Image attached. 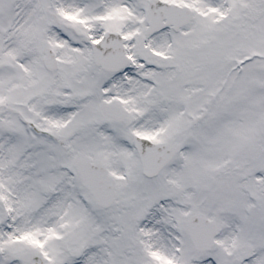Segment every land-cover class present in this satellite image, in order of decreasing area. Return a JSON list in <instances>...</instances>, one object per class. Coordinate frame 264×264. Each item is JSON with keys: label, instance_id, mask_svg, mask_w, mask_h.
Listing matches in <instances>:
<instances>
[{"label": "snow or ice", "instance_id": "snow-or-ice-1", "mask_svg": "<svg viewBox=\"0 0 264 264\" xmlns=\"http://www.w3.org/2000/svg\"><path fill=\"white\" fill-rule=\"evenodd\" d=\"M0 264H264V0H0Z\"/></svg>", "mask_w": 264, "mask_h": 264}]
</instances>
